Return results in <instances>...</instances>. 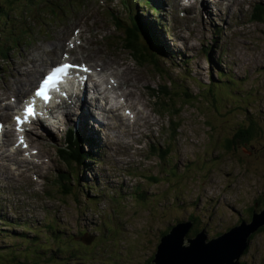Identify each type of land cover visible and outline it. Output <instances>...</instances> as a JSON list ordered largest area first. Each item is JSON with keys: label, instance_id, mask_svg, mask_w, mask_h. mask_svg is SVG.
I'll return each mask as SVG.
<instances>
[{"label": "rangeland", "instance_id": "rangeland-1", "mask_svg": "<svg viewBox=\"0 0 264 264\" xmlns=\"http://www.w3.org/2000/svg\"><path fill=\"white\" fill-rule=\"evenodd\" d=\"M27 1L29 3L24 2L15 6H7V11H11L14 8L7 19L8 24H3L5 21L4 16L0 18V21H3V23L0 22V33H4L8 37L11 35L9 33L10 30L16 29V33L12 34L11 38L0 40V45L13 47L15 39H21L16 54L12 50L9 53V59L6 60H3V57L0 56V85L7 80V77L12 79L11 67L13 63L16 61L25 62L31 54L36 53L37 60L43 57L45 62H51L58 56L60 59L62 54L67 51L58 56L51 54V52L44 53L47 48L51 51L55 50L54 43L59 38L69 40L66 44L67 50L71 48V45L77 46L74 50L71 49L73 60L95 63L96 59H98L95 54L89 52L81 53L79 51L78 45L87 43L86 45H91L90 47L93 49L95 47L100 49L108 60H116L117 54L120 53L121 57L119 59L124 57L125 61L133 68L137 67L133 61L124 56L126 53L120 47L118 49L113 47L115 52H112L108 46H103L100 43L96 34V24L93 22L99 23L102 14L100 6H105L107 0ZM243 3L240 2L237 6H229L226 9H222L223 14L229 9L228 13L230 16L227 20L226 17H215L214 21H207L203 14L200 23L198 22L194 26L192 24V27L191 23L177 25L173 30L174 32L185 34L187 38L190 35L191 38L188 40L197 44L199 49H201L202 40L209 41L211 45L212 40H214V33L218 27L224 29V33L223 29L220 33L218 43L212 46V57L217 59L219 54L217 46L222 44L225 50L221 58L223 65L225 63L227 66H231L240 78L249 75L250 71V80L244 85L248 91H251L250 93H253V101L248 104V108H251V110H246L245 113L244 106L242 107L239 104L238 106H233L229 111V109L225 108L224 102L221 101L216 105L213 103L210 105L207 102L206 104L212 108L211 110L204 109L201 105L197 108L201 98L199 96H202L200 95V90L208 86L206 80L209 78V64L202 55L199 58L202 75L196 78L192 74L191 79L185 81L186 91L191 96L196 97L194 101H198L193 105L185 104L177 98L170 99V103L167 102L168 99H165L161 89H159V85L163 83V80L149 81L144 76L148 74L145 73L146 71L141 70V73L138 71L139 74L135 72L132 74V72L127 70L126 79L131 80L133 75L134 82L138 87L137 89L134 88V92H138L136 98L144 101V103L147 102L148 106L150 101L151 107L153 105V110L157 109L160 114V117H158L155 112H152L150 107L142 108L154 123L149 131H151L150 137L156 145L155 150L164 149V146H162L163 140L169 137L170 132H173V136L168 140L170 143L169 150H172L175 154V165L179 170L183 171L179 172L178 169L165 170L167 167L166 162L159 164L158 157L154 154L156 151L149 153L145 146L149 145L148 142L146 144L141 141L131 142L129 137L126 136L123 139L125 143H123L122 149L117 150L116 146H114L113 148L117 150L115 155L105 161L102 169L103 171L109 170L112 175L124 177L127 175L125 169L117 171L111 169V166L116 161L123 165L132 161V168H135L134 171L138 174L132 176L133 182L125 183L124 185L127 187H132L133 185L141 186L142 190L138 196L144 199L139 200L135 194L129 193L128 202L124 196L128 192L124 190L123 195L120 187L117 190V195L105 199L106 211H103L102 208L104 203L98 201L100 205L95 209L99 211L92 212L89 218H86L88 213L78 214L76 199H83V195L89 198L84 188L90 186L92 182L90 180L91 171L86 167L84 170L89 176V180L86 178L82 180L85 183L80 185L78 190L81 194L75 193L74 189L69 191L77 198L68 193H61V189H58L59 191L55 194L54 197L57 195L59 197L57 198V203L60 204L63 201L66 208L61 206L55 208L57 211H63V222H59V216L49 218L47 226L42 229L43 233L38 234L39 237L41 236L45 239L47 244H40L38 239L18 237L19 233L10 232L6 234V237L2 236L0 239V264H10L12 258V264H24L25 261L23 259L25 258L30 262L29 264H66L67 260H60L54 253L59 247L68 256H72L75 253L83 254L86 256L83 261L85 264H146L145 261H149L156 252V245L161 237L159 232L175 224L178 221L177 216H179L181 221H185L190 214L196 217V228L205 229L208 239L213 238V235L216 237L221 233L227 232L243 216L245 219H250V208L253 209L256 202L263 203L262 200L264 199V73L262 72L263 69L258 70V67L264 68V22L252 21L247 17L243 18V13L248 9L249 12L253 11L257 3L264 5V0H247L245 4ZM52 10H55L58 17L53 16ZM214 13L217 14L216 11ZM222 13L220 15L224 16ZM169 21L171 24L173 23V19L170 18ZM206 23L211 25L212 34L210 36L205 27ZM113 28L110 27L105 34H109ZM186 28L190 30L188 31ZM24 31L28 32V40L32 41L29 45L23 42L26 39ZM84 32H86L84 34L85 40H82L79 36ZM192 43H187L186 45L196 52L197 50ZM215 47L217 48L215 49ZM37 60L31 63L30 66L36 67V64L39 63ZM197 63L194 62V65L196 66ZM165 65L171 69L175 68V66H170L168 63ZM176 68L175 71L178 72L181 67ZM110 81L114 82L115 79L110 78ZM248 83L249 85H246ZM148 85L153 92L150 91V87L147 88ZM141 86H143V91L139 90ZM178 93L180 92L178 91ZM204 99L202 97L201 101H204ZM215 107L218 110L214 109ZM173 114L177 115L176 119ZM242 114L244 118H240ZM246 115L249 118L247 120ZM157 121L161 124H155ZM175 121L176 124H174ZM207 121L210 122L212 129L207 126ZM165 125L167 130L163 131L161 126L165 127ZM177 125H180V128L174 132ZM180 131H182V137L179 136ZM206 131H211L215 134V137L218 136L217 144L214 148L206 145L209 142L212 143L214 137L211 134L210 137ZM253 131L254 135L250 142L242 143L241 140H238L235 144V147H238L236 152L231 153L221 149V137L233 141L239 138V133H242L241 136L247 137ZM103 138H106V135ZM128 144H131V148L128 150L129 155L122 156L120 152L126 151L124 147ZM197 145L199 146L196 147ZM214 154L222 155L219 158L221 163H217V158L214 157ZM48 159L50 160V167L57 169L60 161L46 156L45 160ZM194 162H196L195 167L188 169V166ZM163 170L164 173H162ZM208 171L211 172L207 173L206 178L204 173ZM160 173L163 175V183L160 181ZM100 177L107 179L105 175ZM42 178L46 181H51L49 176H42ZM55 178L56 176L53 177L55 181L53 183L60 185ZM119 180L122 181V179ZM101 181L104 182L103 179ZM15 182L17 186L23 187L24 192L28 193V195L23 194L20 197L21 201L27 206L38 210L49 203L51 207H55V203L48 196L47 182L42 181L40 178L35 179L33 182L19 181L16 178ZM0 187L7 189L8 185L1 183ZM65 188L69 190V187ZM34 190L39 193L38 198L32 197ZM87 190L96 192L95 189L87 188ZM7 191V196H11L13 189ZM159 192L161 194L157 195ZM80 200L78 199V202ZM84 204L92 207L96 204V199H85ZM205 204L206 206H204ZM29 210V208L23 209L24 214L29 213ZM78 211H83V208L80 207ZM101 211L105 213L101 216L97 227L98 236L96 242L94 240L91 244L83 246L67 238L77 232L76 236L73 237L75 240V238L79 237L78 235L83 228H86V232L90 235H94V233H90L93 231L91 226L95 224L91 218H95V215H98ZM38 214L42 220L48 218L42 217L43 213L41 211ZM77 215L79 219L74 221V217ZM198 215L202 220L197 217ZM63 227L65 230L67 229L65 233H63ZM148 228L151 229V232L147 230ZM262 229L256 235L254 234L252 241L245 249L246 251L238 259V262L240 260L239 264H264V227ZM31 231L38 233L36 230ZM155 233L158 234L156 235ZM62 234L67 237L64 238ZM150 236L152 239H148ZM16 237L20 241H14L13 238ZM21 244H24L26 248L29 247V249L26 250L24 247L16 249L17 251L14 252L17 254L16 257H13V252L8 255V252L11 251L10 245L15 249V245L19 246ZM40 252L42 253L38 254ZM93 255L97 256L94 263H92ZM76 257L79 256L77 255ZM43 260L47 262L44 263ZM77 261H73L72 264L81 262V260Z\"/></svg>", "mask_w": 264, "mask_h": 264}, {"label": "bare ground", "instance_id": "bare-ground-1", "mask_svg": "<svg viewBox=\"0 0 264 264\" xmlns=\"http://www.w3.org/2000/svg\"><path fill=\"white\" fill-rule=\"evenodd\" d=\"M231 3L234 4H240V2H243L245 0H229ZM146 2V0H144ZM218 5L216 7H213L212 5L209 7V10L212 14H214V11H218V14L222 13V9L228 8L227 6L222 4V0H217ZM195 9L198 12V17L201 14V11L207 10V6L203 5L199 7L197 4L195 5ZM216 8V9H215ZM229 9L226 10L224 17L227 18L229 15ZM153 18V17H152ZM155 17L153 18V20ZM208 20H212L210 16L208 15ZM207 20V21H208ZM198 21V18H197ZM189 31V29H188ZM224 33V29H223ZM84 34L86 32L81 33L80 37L83 38ZM59 43L56 45V51L59 53L62 49L66 47V40L59 39ZM153 43V42H152ZM87 44V43H86ZM83 44L80 47H86L85 49L90 50L97 56L98 59H96L95 63L91 65V62L89 64L91 65L90 68L93 69V73L90 76H96L97 78H100V81L95 82V88L97 89L98 93L97 96H92L89 98V94H92L90 91H87V88L84 87L81 89V92L75 96L76 102L83 99V102H81L79 112L78 114H75L77 111H70L71 104L69 106L65 107H59L57 111L64 110L62 112L61 118L64 116L67 118L66 124L68 126V130L72 128V125H74L75 128L82 127L86 132H88L91 135H95L100 129L101 125L97 122L99 121L102 125L106 126L107 129L116 130L118 132L123 133V135H127L133 140L136 139V136L138 134H144L145 128H150L153 125V121L151 117L145 112V107H151L150 101L149 106L147 102L144 103V101L139 100L136 98L138 96V92H134V88H138L134 82L133 75L131 76L132 79H126L127 70L132 72H135L136 74H139L138 70L136 68H133L127 61H125V58H120L121 55H117L116 60H108L106 56L103 54V52L95 47V49L91 48V45ZM162 44L164 47L171 46V43L166 40H162ZM88 46V47H87ZM95 46V45H94ZM77 47V46H75ZM221 50V49H220ZM30 63H34L35 59H33V56L29 58ZM75 63V62H73ZM86 65V64H84ZM87 66V65H86ZM14 74L21 75L20 77H25V80L22 79H16L15 81H10L6 83V86L2 88V95L6 97V99L9 98L10 95L13 97L14 103H17L16 106L20 104V101L22 97H26L31 91L30 86L33 84V79L36 78V76L40 73V71L37 70L35 66L30 67L28 69H21V65L18 63H14L12 68ZM42 73V72H41ZM114 78L115 81L112 83L110 81V78ZM138 76V75H137ZM96 79V78H95ZM143 86L140 87L139 90L143 91ZM153 92V91H152ZM84 96V97H83ZM73 100V97H71ZM15 105H7L6 109L3 108L2 112H0V120L1 119H8L10 112L7 109H13ZM53 112V117H55L56 112ZM68 114L73 115L72 120H69ZM130 115H132V119L134 118V122H131L129 120ZM105 117L108 122H105L103 117ZM56 117V122L54 125L60 129L64 126L65 122L63 120ZM50 118H46V121ZM104 121V122H102ZM11 124V123H10ZM45 128H49V123L46 124ZM50 133H57L56 129H52ZM14 131L9 130L8 133L4 135V144L9 145V142L12 140V137L14 136ZM27 143H31L33 146L38 145V139L32 136L27 135ZM20 137H18L19 139ZM123 141V140H122ZM114 144L121 145V141L114 140ZM15 146V145H14ZM38 146H41L40 144ZM42 147V146H41ZM42 149V148H41ZM0 150H2L0 148ZM27 151V150H26ZM25 149L22 147L21 144H18L17 147L14 149L13 155L6 154V151L0 152V162L3 163L4 161H13L15 162L19 167L23 166V162L25 158L22 157L23 154L26 153ZM111 155H114V152H111ZM44 156V153H41V157ZM9 162L6 163L8 165ZM39 168L31 169L33 172H40ZM31 177V176H30ZM84 177L89 178L87 174L84 172ZM30 180V178H27ZM33 181V180H32ZM31 182V181H30ZM108 184V183H107ZM106 184V185H107ZM98 186V185H97ZM90 187H92L90 185ZM87 192L90 199H95L99 194L98 189L96 187H93L95 191L97 192H90L87 190V188H84ZM32 197L37 198L39 197V194L36 190L33 191ZM100 204V203H98ZM63 235V234H62ZM65 238V237H64ZM189 238V239H187ZM195 239L192 237H188V234L186 235V243L187 246L191 244V240ZM233 262V261H232ZM240 263V262H239Z\"/></svg>", "mask_w": 264, "mask_h": 264}, {"label": "water", "instance_id": "water-1", "mask_svg": "<svg viewBox=\"0 0 264 264\" xmlns=\"http://www.w3.org/2000/svg\"><path fill=\"white\" fill-rule=\"evenodd\" d=\"M112 40L108 45L110 51L114 48H122L121 42L113 43ZM79 46L81 53L92 51L86 50ZM114 47V48H113ZM111 48V49H110ZM111 54V52H109ZM127 57H133L131 53L125 54ZM146 84V83H145ZM147 85V84H146ZM150 86L148 85L147 88ZM150 89V88H149ZM169 97L178 96L175 92L162 88ZM182 102V101H181ZM264 226V210L261 213L254 212L253 220L250 224L242 222L228 232L208 239L206 232H200L191 244L187 246L186 235L191 228L190 223L179 224L175 230L161 236L154 256L145 261L146 264H239L238 259L244 253L249 245L252 234ZM189 239V238H187ZM233 261V262H232ZM144 263V262H143Z\"/></svg>", "mask_w": 264, "mask_h": 264}, {"label": "trees", "instance_id": "trees-1", "mask_svg": "<svg viewBox=\"0 0 264 264\" xmlns=\"http://www.w3.org/2000/svg\"><path fill=\"white\" fill-rule=\"evenodd\" d=\"M24 2L29 3L27 0H0V16H8L9 17V14H10L11 11H7V6L8 5L15 6V5H19V4L24 3ZM163 96L165 97V99L168 98V95H166V94H163ZM187 96H189V94L186 91V92H183L182 95L178 96L177 99H179V101H182L183 103L188 102L189 104H192V105L195 104V101L192 99V96H191V98L190 97L187 98ZM207 102H209L210 105H211V103H213L214 105H216V103L212 99L205 97L204 102L202 103L204 109L205 108L211 109V107L206 104ZM214 109H217V108L215 107ZM175 116H177V115H175ZM174 124H176V121L174 122ZM206 124H207V126L210 129H212L209 121H207ZM177 126H179V125H177ZM206 132L209 133V136H210V134L212 136H214L213 139H212V143L209 142V144H208L209 147H213L214 148L216 146V144H217L218 136L215 137V134H213L211 131H206ZM241 134L242 133H239L238 134L239 135V138H236L233 141H231L230 139H225L224 137H221L220 138L221 139V146H222L221 149L224 150V151H226V152H231V153L236 152V150L238 149V147H235V144L238 142V140H241L242 143L250 142L251 141L250 140L251 139L250 136L254 134V131L251 133L250 136H247V137L246 136H241ZM218 154H220V153H218ZM217 155L214 154V157L217 158V163H221V159H219V158L222 155H218L219 157ZM195 165H196V162H194V167H195ZM209 172H211V171H208V172L204 173L206 175L205 176L206 178H207V173H209ZM262 201L264 202V199ZM258 204L260 206H263L264 205V203H262V202H259ZM147 230L150 231L151 229L148 228ZM199 230L200 229H197L196 227L191 228V231H190V234H188V237L194 238L192 235H195L197 232H199Z\"/></svg>", "mask_w": 264, "mask_h": 264}, {"label": "snow or ice", "instance_id": "snow-or-ice-1", "mask_svg": "<svg viewBox=\"0 0 264 264\" xmlns=\"http://www.w3.org/2000/svg\"><path fill=\"white\" fill-rule=\"evenodd\" d=\"M73 68H74L73 65L65 64V65H62L54 69L52 74L49 75V77L41 85L40 89L36 92V96L43 99L46 102L49 98L47 93L50 87L53 86L60 77L62 76L66 77L69 71L72 70ZM82 70L87 71V69H82ZM27 114L29 116L33 115L34 114L33 109L29 108L27 110ZM23 122H26V121H20L18 118V123H23Z\"/></svg>", "mask_w": 264, "mask_h": 264}]
</instances>
